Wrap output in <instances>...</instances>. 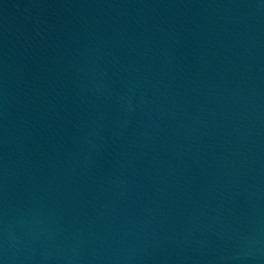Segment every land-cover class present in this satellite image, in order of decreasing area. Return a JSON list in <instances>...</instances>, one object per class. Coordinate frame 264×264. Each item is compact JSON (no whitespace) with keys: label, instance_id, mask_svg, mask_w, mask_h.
<instances>
[{"label":"water","instance_id":"1","mask_svg":"<svg viewBox=\"0 0 264 264\" xmlns=\"http://www.w3.org/2000/svg\"><path fill=\"white\" fill-rule=\"evenodd\" d=\"M0 264H264V0H0Z\"/></svg>","mask_w":264,"mask_h":264}]
</instances>
